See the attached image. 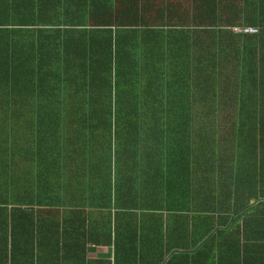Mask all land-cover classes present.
I'll list each match as a JSON object with an SVG mask.
<instances>
[{"label": "trees", "instance_id": "16d2710c", "mask_svg": "<svg viewBox=\"0 0 264 264\" xmlns=\"http://www.w3.org/2000/svg\"><path fill=\"white\" fill-rule=\"evenodd\" d=\"M111 5L0 0V264H264V0Z\"/></svg>", "mask_w": 264, "mask_h": 264}, {"label": "crops", "instance_id": "0c3cea01", "mask_svg": "<svg viewBox=\"0 0 264 264\" xmlns=\"http://www.w3.org/2000/svg\"><path fill=\"white\" fill-rule=\"evenodd\" d=\"M112 2H113V0H109L110 5ZM114 5H116V4H114ZM213 116H215L216 119H224L225 113L223 111L216 112V113L208 114L207 116H205V118H207V119L214 118ZM250 180H251L250 182L254 181L256 183V178L253 177V178H250ZM245 181H246V184H249V182L247 180H245ZM258 196L259 195H256L254 197L252 196L251 198H249V200L247 199L248 202L244 205H248V207H251V206L257 205L258 203H260V201L262 202L263 200ZM240 199H241V201H247L243 198H240ZM181 216H184V214H182ZM191 216H197L199 219H201V221H200V223H193L190 225L186 224L184 226V228L181 229V230H183V231H181L182 235L180 234L178 236L180 238H182V245L180 242V244L178 243L174 246L173 249L175 250V253L193 250V248L195 249L198 245H201V242L205 241L207 235H209V234L211 235L215 231H223V230H226L228 228V224H229V223H227L228 219L222 218V217H224V215H221L220 216L221 218H217L218 217L217 215H198L197 214V215H191ZM177 228H180V225H178ZM241 228H242L241 224H238V247L240 248V252L238 251L237 254L238 255L240 254V258H241V245H245V247H247V248L257 249L256 251H254L251 254L245 253V256H247L249 259L251 258L253 263H255V260H257V263H258V261H261L264 259V233L259 235V232H258V234H257V232H255L253 235V240L251 238V239H248L247 241H245V243H244L241 239V237H242V233H241L242 229ZM260 228H262V227L257 226L254 229L259 231ZM177 230H180V229H177ZM177 230H176V232H177ZM184 238L186 239V241H183ZM180 241H181V239H180ZM99 250H100V252H98ZM92 253L93 254L95 253L96 257H91V258L108 257V259H109L110 248L94 247L93 251L89 252L87 254L92 255ZM252 256H254V258ZM145 261L147 262L148 260L146 259ZM165 261H166V257H163L160 264H162ZM239 262H240V260H239ZM225 264H228V262H226ZM232 264H234V263H232Z\"/></svg>", "mask_w": 264, "mask_h": 264}, {"label": "rangeland", "instance_id": "374dc122", "mask_svg": "<svg viewBox=\"0 0 264 264\" xmlns=\"http://www.w3.org/2000/svg\"><path fill=\"white\" fill-rule=\"evenodd\" d=\"M60 213V214H82V212H67V211H60V212H56V211H50V212H47V211H42V212H39L38 214H41V215H50V213ZM84 215H107L106 213H102V212H97V213H93V212H85V213H83ZM192 216H189V217H186V220H187V224H193V223H200V221H201V219H199L198 217H195V218H191ZM178 218V219H177ZM172 218L171 217H168V216H166V215H161V217H160V222H163V223H165V222H168V221H170ZM190 219V220H189ZM185 219H184V216H179L178 217V215L177 216H175L174 218H173V220L171 221V222H173L174 223V226L172 227L173 229H172V232H173V230H176L177 229V227H178V224H180V226H182V224L183 223H185V221H186ZM140 223V222H139ZM162 226H165V224L163 225V224H161ZM139 234H140V237H143L144 236V234H143V231H141V232H139ZM163 235L164 234H162V232L161 233H159V235L158 236H160L161 237V239L163 240ZM157 236V238L159 239V237ZM192 236V235H191ZM139 237V238H140ZM193 237V236H192ZM170 238H172L173 239V237H170ZM192 240V239H191ZM190 240V241H191ZM141 242L142 241H140V240H138V244H141ZM167 246V245H166ZM147 247V246H146ZM149 247H150V244H149ZM148 248V247H147ZM98 252H100V250L98 251ZM84 257L85 258H91V257H96V254L94 253H92V255L91 254H87V253H84Z\"/></svg>", "mask_w": 264, "mask_h": 264}, {"label": "built area", "instance_id": "2783aa9c", "mask_svg": "<svg viewBox=\"0 0 264 264\" xmlns=\"http://www.w3.org/2000/svg\"><path fill=\"white\" fill-rule=\"evenodd\" d=\"M230 30L233 33H237V32L252 33L253 32V29H251V28H241V29L231 28Z\"/></svg>", "mask_w": 264, "mask_h": 264}]
</instances>
